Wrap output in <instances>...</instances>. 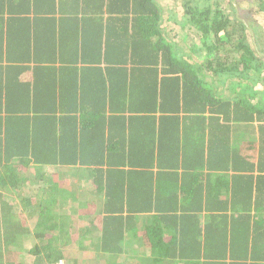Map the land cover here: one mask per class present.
<instances>
[{
	"label": "trees",
	"instance_id": "16d2710c",
	"mask_svg": "<svg viewBox=\"0 0 264 264\" xmlns=\"http://www.w3.org/2000/svg\"><path fill=\"white\" fill-rule=\"evenodd\" d=\"M94 8L120 13L121 30L126 23L138 30L129 50L138 61L134 72L178 78L191 92H179L176 109L165 93L143 102L154 109L142 111L158 112L146 116L171 123L165 130L173 140L153 160L146 136L123 141L129 130L112 127L123 118L97 110L87 94L91 82L59 90L50 68L47 80H37L44 73L37 65L28 86L18 77L30 68L19 62L30 55L20 49L15 59L6 57L9 65L0 70V264H264V0H0V12L8 11L0 20L16 40L23 43L32 29L42 52L64 58L68 42L74 53L79 47L80 22L71 17ZM119 22L113 18L110 25ZM176 30H185L179 42L171 40ZM185 38L192 43L186 49L179 45ZM86 42L79 53L91 60L97 54ZM230 75L239 77L231 80L233 96L216 95V81ZM232 120L241 132L247 126L256 132L250 139L255 160L230 138ZM187 126L206 133L200 148L180 136ZM25 159L37 171L58 169L56 176L39 175L45 190L37 176L24 175ZM67 199L80 201L78 213ZM139 213L145 220H135ZM29 234L33 258L25 263L18 245Z\"/></svg>",
	"mask_w": 264,
	"mask_h": 264
},
{
	"label": "crops",
	"instance_id": "0c3cea01",
	"mask_svg": "<svg viewBox=\"0 0 264 264\" xmlns=\"http://www.w3.org/2000/svg\"><path fill=\"white\" fill-rule=\"evenodd\" d=\"M6 11L1 10V17H8V11ZM33 15L34 13H29V23L30 18ZM36 15L38 16L37 13ZM120 17V13H110L108 10H96L95 8L85 10L83 9L80 10L77 15L74 14L71 17L72 20L74 19L75 21H77L79 19L80 22V24H76V35L78 37L76 44H78L79 47H76V50L78 51L74 53L75 47L73 48V44L68 42L66 45H68L67 49L69 50H67V52L65 51V53H67L68 55H66L64 58L62 54H57L59 51L56 52L57 55H53L50 52V49L48 51L46 49L44 52H42L35 42V32H33L32 29L29 30L30 36L24 37L23 43L19 40V38L16 40L15 37L10 35L11 32H7V27L4 24V21L0 20V60L2 59V61H0V68L2 67L0 70H4L5 66L9 65V63L5 59L6 57L15 59L16 55L18 54V51L20 49H23L26 50L25 53H28L30 55V60L29 62L19 63L29 64L30 68L23 69L20 73L18 81L21 83L27 82V85L29 86L35 81L36 76L32 72V67L37 65H40L44 70V73L38 75L37 80L41 81L40 83H42V80L45 77L47 80V72H56V87H59V90H61L62 87L68 90L70 87H66L67 85H71L73 87L74 84L77 85V83L81 79L86 82H91L93 90L87 92V94L88 96H93V100H97V110L102 111L105 116L111 117L116 115L122 117L123 119H120L121 121H117V125H114L112 127L114 129L117 127L116 129L119 130L122 129V132L123 129L132 132V134H130L129 132L121 133L122 136H124L123 141L126 142L127 138L132 141L133 138H137L141 134L143 136H146L144 138V142L150 144L151 149L149 150V152H152V159L158 160L164 155L162 149L166 147L165 144L167 143L169 145L171 140H173V137L171 136L172 134L168 133L165 130L170 129L168 125L171 123L165 124L162 120H159V115H156L155 117L146 116L153 113L158 114V112L142 111L144 109H154L153 104H143V102L149 101L150 95L152 99L154 95L165 93L166 97L168 98V102L175 103L170 105L169 107L174 108L176 106L177 100L181 99L179 92L184 91V95L186 97L189 92H191V88H189L185 83L183 86L182 82H177L176 80L178 78H174L173 76L172 77L175 80L169 79L170 76L164 77L165 74H159L156 78H148L144 77V73L134 72L132 66H135L138 61L133 59L130 60L129 50L132 49V45L136 38L135 35L137 34L138 30H135L133 26L128 23L124 24V27L121 30V21L119 22ZM113 18L117 19L119 23L116 25H110ZM58 23L59 22L57 19L56 24ZM110 28H112L113 31H111ZM117 29L119 30V32L116 34L115 31ZM172 38L171 40L173 42H179L181 40L179 39V36L177 34L175 35V37ZM83 40H85V42L87 41L86 43L88 46V50L90 48L92 51L95 52L94 54H97L93 55L92 58H89L88 55L85 54V56L91 60L84 59L83 56L79 53L84 48L83 44L85 42L81 43V41ZM149 40L150 42H153L155 38L151 37ZM137 41H141L140 36H137ZM16 43H18V46ZM179 45H181L180 47L186 49V45L190 46L192 45V43L191 41L189 42V39L185 38V40L183 42L181 41ZM156 52L157 56H159L160 52ZM50 54L52 55L49 57ZM13 62L16 64V61ZM48 68H50V71H48ZM1 78H3V75ZM232 79L237 81L239 77L238 75H230L229 79L226 82H224L222 79L216 81V83L214 84L216 87H213V91L216 92V95L221 94L222 97L229 98L231 93L234 94L235 85H233L232 88ZM182 86L184 88H182ZM254 90V88L247 90V94H253ZM138 101H140V105L137 106ZM128 107L133 108L129 109ZM174 109H176V107ZM173 112L174 110H172L170 113ZM206 113L208 112L205 111L204 115H206ZM231 113V117L233 119L234 110H231ZM132 118L134 119L131 120ZM180 127H184L182 123ZM101 128H104V131L107 132L106 130L107 128H109V125H101ZM248 130H251L249 126H247L246 132H241L240 122H234L232 120L230 122L229 136L231 139H234V141L237 140L239 150L240 148L242 150V155L247 154L249 155L250 159L255 160L256 155H258L255 149L257 145H251L250 139H254L257 135L255 134V131L249 133ZM166 132L168 133L170 138H166ZM178 132L180 133V136L183 137L184 135V140L188 142L192 149L200 148V145L206 142V133H202L198 130L195 132L189 126L186 127L185 131L180 129ZM126 135L130 136L127 137ZM139 139L141 140V138ZM164 142L166 143L164 144ZM25 160L27 165V169L26 171H24L25 176H37V178L41 179L39 175H43V173L45 176L44 178H47L49 174L52 175L53 169L51 167L55 166L44 165L43 168L38 166L41 171H37V166L29 162L28 159ZM56 174L58 175L57 168L54 171V176H56ZM253 174L256 175V171H254ZM224 175L229 176V178L233 177L230 172L225 173ZM46 182L47 181H44L42 179L38 181V188L40 190H45V188L47 187ZM68 192L72 193L75 191L68 190ZM216 192L217 194H223V190L216 189ZM256 193L257 192L255 190L252 191V195L255 196ZM211 194L213 196L214 193ZM227 197L228 199L231 198V196ZM78 202L80 201L74 199L66 200V203H69V205L71 206L70 208L76 210L77 213L79 210ZM239 204V201L235 200L233 201L232 205L236 209L237 207H239ZM232 205L230 204L229 210H231ZM221 212L223 214V211ZM86 215L87 218L90 217L89 214ZM204 215L205 213L203 212L201 215L202 220H205ZM137 216L138 217L135 216V220H145L144 213H139ZM22 240L25 244L26 242H28V240H30V237H25ZM24 244L22 246L23 249L25 246ZM22 248L18 249L20 251H23ZM22 255H25V253H22Z\"/></svg>",
	"mask_w": 264,
	"mask_h": 264
},
{
	"label": "rangeland",
	"instance_id": "374dc122",
	"mask_svg": "<svg viewBox=\"0 0 264 264\" xmlns=\"http://www.w3.org/2000/svg\"><path fill=\"white\" fill-rule=\"evenodd\" d=\"M173 5V3H171V6ZM177 31V30H176ZM177 33V35L179 36V39H180V37H182V36H185V31H184V33H180V35H179V32L177 31L176 32ZM255 90H258V89H260V87H258V88H254ZM261 90V89H260ZM259 95L257 94V97H258ZM52 175H54V173L52 172ZM60 199V198H59ZM78 204H79V208H82V207H80V206H82L81 205V203L80 202H78ZM62 205H64V204H62ZM29 237H30V240H28V242H26L25 244H24V242L22 241V242H20V244L18 245L19 247L18 248H22V246H23V244L25 245L24 246V249L22 248V250H23V253H25V255H22L21 256V259L25 262V263H28L32 258H33V255H31L30 254V252H28V250H29V248H30V245H31V243H32V241H34V238H33V235L32 234H29L28 235ZM27 236V237H28ZM28 243H30V244H28ZM120 260H122V258H120ZM125 260L126 261H131V262H135L136 261V259L135 258H130V257H125Z\"/></svg>",
	"mask_w": 264,
	"mask_h": 264
},
{
	"label": "built area",
	"instance_id": "2783aa9c",
	"mask_svg": "<svg viewBox=\"0 0 264 264\" xmlns=\"http://www.w3.org/2000/svg\"><path fill=\"white\" fill-rule=\"evenodd\" d=\"M57 264H61V261L57 262Z\"/></svg>",
	"mask_w": 264,
	"mask_h": 264
}]
</instances>
